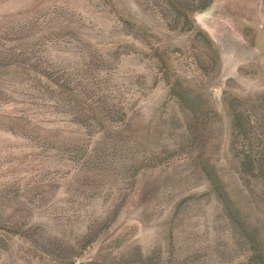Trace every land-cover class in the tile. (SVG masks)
<instances>
[{
  "label": "rangeland",
  "instance_id": "1",
  "mask_svg": "<svg viewBox=\"0 0 264 264\" xmlns=\"http://www.w3.org/2000/svg\"><path fill=\"white\" fill-rule=\"evenodd\" d=\"M0 264H264V0H0Z\"/></svg>",
  "mask_w": 264,
  "mask_h": 264
}]
</instances>
